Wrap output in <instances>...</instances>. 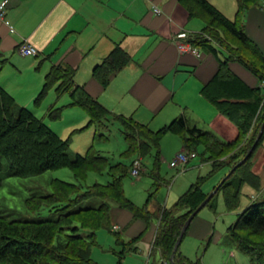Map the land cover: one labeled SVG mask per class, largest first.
Listing matches in <instances>:
<instances>
[{
    "label": "trees",
    "instance_id": "16d2710c",
    "mask_svg": "<svg viewBox=\"0 0 264 264\" xmlns=\"http://www.w3.org/2000/svg\"><path fill=\"white\" fill-rule=\"evenodd\" d=\"M178 1L187 10L189 17L200 18L204 22L201 32L188 34L186 39L192 46L204 49L201 53H206L207 50L217 60V68L204 82L201 92L218 112L236 126L237 134L234 139L223 141L210 130L188 123L183 114L155 131L148 124L133 118L113 115L90 96L84 87L74 85L73 69L60 65L52 66L46 74L35 102L56 83L57 94L69 92L71 104L85 110L88 115L86 127L106 128L111 118L118 120L127 143L126 153L136 151L138 158H142L155 147L158 163L160 140L164 134L171 132L179 137L184 149L194 151L196 156L200 154L202 162H209L214 170L226 167L229 171L233 166L230 163H237L243 158L251 147L253 138L249 144L246 142L247 145L232 152L228 161L209 159L214 154L222 155L226 148L231 149L254 123L264 120V88L261 86L264 80V51L247 35L241 18L249 9L258 7L263 0H236L237 13L232 20L207 0ZM230 61L245 67L256 77L258 85H248L231 70ZM127 62L128 55L116 47L94 67L93 77L105 87L111 76ZM59 111V107L48 109L51 118H58ZM98 135L103 136L101 133ZM204 137L208 140L203 139ZM263 137L264 128L256 146L261 145ZM0 156L6 161L5 164L0 161V186L6 176H31L59 167H68L76 180L66 181L53 177L49 181L48 193L32 194L25 199L28 210L35 212L46 208L54 213L53 216L28 220L8 219L0 214V264H97L91 257V245L96 228L111 225L112 203L128 210L133 218H141L145 222L144 229L128 241H123L118 236L119 230L114 231L120 245L117 252L118 264L126 252L136 251L130 244L140 238L152 219L158 221L152 252H159L161 259L168 261L185 220L208 194L201 188V179H197L169 207L156 202L154 191L148 193L141 206L135 205L124 195L121 181L130 168L127 169L119 162L108 163V158L92 146L84 154H71L69 137H60L31 109L19 105L1 86ZM251 163L249 157L235 167L203 207L215 209V194L221 191L225 207L233 210L239 206L243 184H248L257 191L260 179ZM106 166L112 176L110 181L106 184L96 182L85 187L82 185L81 181L85 179L87 171L100 172ZM155 169L158 170L157 167ZM155 169L154 175L152 174L154 189L160 184ZM88 197H97L100 202L92 204L90 200L83 201ZM82 230H86V233ZM226 234L227 243L248 254L252 264H264V196L259 200L253 199L237 213L236 220L227 226ZM59 237L79 245L77 248L68 247L67 240L62 242ZM174 263L202 264L200 258L190 259L183 255L180 246L176 249Z\"/></svg>",
    "mask_w": 264,
    "mask_h": 264
},
{
    "label": "crops",
    "instance_id": "0c3cea01",
    "mask_svg": "<svg viewBox=\"0 0 264 264\" xmlns=\"http://www.w3.org/2000/svg\"><path fill=\"white\" fill-rule=\"evenodd\" d=\"M153 6L159 8L160 13H155ZM244 17L242 25L245 32L264 51V10L251 8ZM203 27L204 22L200 18L189 17L178 0H5L4 12L0 16V86L15 98L16 92L10 88H17L20 84L30 87L23 98L32 102L52 66L70 67L74 71V85L84 87L113 115L133 118L148 126L161 115L164 121L161 118L160 124L166 125L180 114L188 121L186 109H193L200 103L204 109L197 114L208 121L212 128L221 123L229 127L230 131L232 129V137L223 140L229 141L237 134L236 126L218 112L201 92L204 82L215 72L217 60L207 50L206 53L200 52L201 56L198 57L180 52L173 40L179 31L186 32L188 36L201 32ZM22 42L34 46L38 54H19L17 47ZM116 47L128 55V62L103 87L93 77V70ZM197 50L204 51L202 48ZM229 67L248 85H258L256 77L242 65L230 61ZM67 93L70 98H64L63 95L58 97L61 93L57 94L56 90L52 94L55 99L53 103L61 105L59 116L76 111V105L71 104L72 98ZM50 107L56 108L55 105ZM33 112L35 114V110ZM84 120L88 121L87 114L83 117V123ZM79 124H69L66 128L72 131ZM180 143L174 152L183 149ZM261 151L264 153V146H261ZM159 156L164 158L163 150ZM256 166L252 169L261 180L254 198L264 196V175ZM156 176L159 185L166 183L158 170ZM188 186L187 183L178 186L173 197L177 199ZM155 200L164 205V198L160 199L163 201ZM110 215L111 225L119 226V232L125 231L127 239L123 241L138 235L145 227L141 218H133L126 209L115 206L110 210ZM196 219L205 221L203 217L194 216L185 234ZM154 221L150 222L139 239L130 244L136 251L126 252L125 255L138 253L147 259L156 256L159 264H168L169 261L161 259L159 252H152L151 249L158 225V221ZM206 222L210 224V221ZM191 229L189 233L192 235L199 231L198 226Z\"/></svg>",
    "mask_w": 264,
    "mask_h": 264
},
{
    "label": "rangeland",
    "instance_id": "374dc122",
    "mask_svg": "<svg viewBox=\"0 0 264 264\" xmlns=\"http://www.w3.org/2000/svg\"><path fill=\"white\" fill-rule=\"evenodd\" d=\"M207 1L213 4L226 18L232 20L236 17V0ZM255 8L258 10H264V0L258 7ZM16 87L17 88L10 89L17 93H15L17 98H14L21 106L28 109L32 108V111L35 110V115L38 118H41L60 137L64 139L69 137V152L71 154H84L86 149L89 146H92L97 152L108 158V163L114 164L119 162L127 169L130 168L129 173L123 175L121 181L124 195L135 205L141 206L145 202L148 193L154 191V198H157L158 200L164 198V205L169 207L176 200V198L173 197V194L177 187L185 183L189 185L197 179H201L202 190L209 193L216 186H218L220 181L225 177V173L227 174L230 171H227L226 167L214 170L209 162L201 161L200 154H197L195 158L190 160L184 169L177 170L176 168L169 167L168 161L172 158V155L176 153L174 152V149L179 148L181 143L176 134L167 132L161 138L159 143L160 151H164V158H160V161L156 163V148H152L149 153L145 154L141 158L142 170L140 171L139 176L137 178L132 177L130 174L131 165L133 160L138 158L139 154L136 153V151L126 153L127 143L122 132V126L118 120L111 118L106 125V128H97L94 133L93 127L90 128L85 126L87 124V120H84V123L82 122L86 112L80 106L78 107L76 105L74 109L76 111L73 113H63L61 114L62 116H59L58 118H51L49 116L48 109L50 106H61L53 103L55 99L52 98V94L55 92L56 84L52 85L36 102L35 99L37 96L32 99V102H27L28 98H23L25 97L24 94L26 91L28 92V90L31 89L30 87H24L22 84L17 85ZM41 89L42 87L39 89L38 93ZM61 95L63 94L61 93L58 97ZM63 97L68 98L69 94L64 92ZM196 105H200V107L197 106V108L195 107ZM196 105L193 107L194 110L191 108L186 109L185 115H188V121L190 123H195L203 129H210L214 131V133H217L216 135L221 140H226L232 137V129L230 131L229 127L226 128L221 123H218L215 125V128H212L208 121L203 120L200 117L201 115L197 114V112L203 111V106L200 103ZM206 115L208 116L207 113ZM161 118H163L161 115L156 117L150 124L151 126H149V128L152 130L161 128L164 125L160 124ZM222 119L225 120L224 117H222ZM263 121L264 120L254 123V125L251 126V129L248 130L246 134L242 135L231 149L226 148L222 155L214 154L209 160L214 159L217 161H228L229 158H231V153L236 152L241 147L247 145L246 142L249 144L251 138H253L254 143ZM73 123L80 124L77 128L74 127L72 131L66 128V125ZM229 124L231 125V128L235 130L234 125L230 122ZM100 133L103 134V136H99L98 134ZM203 139L208 140L207 137H204ZM261 146H264V137L261 141ZM261 146H256L255 144L248 158L250 157L252 168L256 164L257 169L262 171V174L264 175V153H262V151L260 152ZM0 161L2 164L6 163L5 159L1 156ZM230 164L234 167L237 163L232 162ZM155 167H157L158 171L162 176H164V180L166 181V183H162L156 189H154V179L151 176L154 173ZM155 171L157 170L155 169ZM257 172L260 173L259 171ZM53 177L66 181H76L73 176V172L68 167L48 169L39 174L25 177H4L0 186V214L4 215L8 219L28 220L43 219L48 216H53L54 213L48 211L46 208L35 212L28 210L26 205L27 201L25 200L32 194L48 193L50 190L49 181ZM111 178L112 176L109 173V168L106 166L100 172L94 170L87 171L86 177L83 181H81V183L84 187L96 182L106 184L111 180ZM259 179L261 180L260 176ZM254 192L255 190L252 186L243 184L239 196V206L236 209L228 210L225 207L222 192L218 191L215 194V209L208 206L201 208L196 215L198 217H203V220L205 221L200 222L196 219L189 228V231L192 232L191 228L193 226H198L199 231L197 233L193 232L194 235L187 231V233L183 236L179 245L182 253L190 259L200 258L202 264H252L248 254L243 253L235 246L227 243L226 230L227 226L236 220L237 213L242 211L250 203V201L253 199H260V197L254 198ZM86 200L92 201V204L100 202V199L97 197H88L87 199H83V201ZM114 205L115 203L111 204V209L116 206ZM88 218L89 217H86V219ZM154 220L155 219H152L151 221L154 223ZM113 221L119 224L116 219ZM206 221H210V224ZM110 223H112V219L110 220ZM82 232L86 233V230H82ZM116 235L117 234L114 233V229L111 228V225H109V227L96 228L94 241L91 245V257L94 262L97 264H118L117 251L119 250V242H117ZM118 236L121 239H127L125 231H120ZM59 240L64 242L67 239L59 237ZM66 245H68V247L76 246L77 248L79 243H73L67 240ZM142 256L143 255L138 253H127L121 259L120 264H159L156 256L149 259Z\"/></svg>",
    "mask_w": 264,
    "mask_h": 264
},
{
    "label": "built area",
    "instance_id": "2783aa9c",
    "mask_svg": "<svg viewBox=\"0 0 264 264\" xmlns=\"http://www.w3.org/2000/svg\"><path fill=\"white\" fill-rule=\"evenodd\" d=\"M4 7H5V0L0 2V16L4 12ZM153 11L155 13H160L159 8H157L156 6H153ZM186 36L187 34L184 31H179L174 35L173 40H174V44L176 45V48L180 52L191 53L197 57L200 56V51H198L196 47L192 46L188 41L185 40ZM17 50L18 53L23 56L38 54V50L34 46L26 42H22L21 44H19ZM261 86L264 88V80L262 81ZM195 157H196V153L194 151H189L183 148L177 151L172 156V158L168 161V166L172 168H176L177 170L184 169L185 166L189 163V161ZM141 170H142L141 158L134 159L130 170L131 176L137 178ZM112 228L114 230H118L119 226L114 224Z\"/></svg>",
    "mask_w": 264,
    "mask_h": 264
},
{
    "label": "water",
    "instance_id": "95a60500",
    "mask_svg": "<svg viewBox=\"0 0 264 264\" xmlns=\"http://www.w3.org/2000/svg\"><path fill=\"white\" fill-rule=\"evenodd\" d=\"M263 128H264V121L262 122L260 128H259V132L256 136V139L253 143V145L251 146V148L249 149V151L244 155V157L239 161L237 162V164L232 167L230 169V171L226 174V176L220 181V183L218 184V186H216L213 190H211L207 196L204 198V200L190 213V215L187 217V219L185 220L180 232H179V235L174 243V246H173V249H172V252H171V255L168 259V261L171 263V264H175L174 263V255H175V252H176V249L178 248V246L180 245V242H181V239L190 223V221L192 220V218L194 217L195 214L198 213V211L205 205V203L209 200V198L217 191L219 185L222 183V181L230 175V173L233 171V169L237 166V165H240L243 161H245L248 156L250 155L252 149L254 148L255 144L257 143V141L260 139L262 133H263Z\"/></svg>",
    "mask_w": 264,
    "mask_h": 264
}]
</instances>
